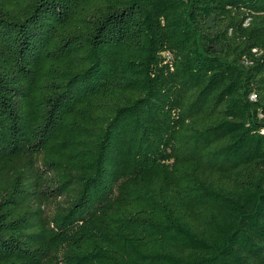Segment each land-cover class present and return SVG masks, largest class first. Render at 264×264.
Returning a JSON list of instances; mask_svg holds the SVG:
<instances>
[{
  "label": "trees",
  "instance_id": "obj_1",
  "mask_svg": "<svg viewBox=\"0 0 264 264\" xmlns=\"http://www.w3.org/2000/svg\"><path fill=\"white\" fill-rule=\"evenodd\" d=\"M0 264H264V0H0Z\"/></svg>",
  "mask_w": 264,
  "mask_h": 264
}]
</instances>
